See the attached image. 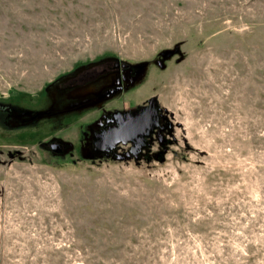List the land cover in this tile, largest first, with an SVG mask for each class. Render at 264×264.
Wrapping results in <instances>:
<instances>
[{"label":"rangeland","instance_id":"rangeland-1","mask_svg":"<svg viewBox=\"0 0 264 264\" xmlns=\"http://www.w3.org/2000/svg\"><path fill=\"white\" fill-rule=\"evenodd\" d=\"M108 58L148 65L108 107L158 97L166 143L59 155L99 111H0V264H264V0H0V110Z\"/></svg>","mask_w":264,"mask_h":264},{"label":"flooded vegetation","instance_id":"flooded-vegetation-1","mask_svg":"<svg viewBox=\"0 0 264 264\" xmlns=\"http://www.w3.org/2000/svg\"><path fill=\"white\" fill-rule=\"evenodd\" d=\"M147 65V64H146ZM132 65L116 58H108L91 65L83 66L56 80L47 89L51 96L50 108L39 113H28L22 111H0L9 112V125L19 126L35 121L39 117H57L67 112H81L96 109L99 114L87 122L82 130L78 132L79 145L64 141L57 137L50 138L44 147L52 152V145H61V154H73L76 150L82 157L89 159L97 158H134L140 159L144 155H151L156 141L164 145L166 133H171L172 125L167 118V112L159 108L157 126L153 130H145L143 137L134 143L117 144L109 147L103 144L109 137L111 131L121 130L127 118L135 116L139 111L148 105V100L138 105L126 106L118 109L116 106H109V103L123 95L132 84H136L145 73L148 65ZM32 114V115H31ZM104 145V147H103Z\"/></svg>","mask_w":264,"mask_h":264},{"label":"water","instance_id":"water-1","mask_svg":"<svg viewBox=\"0 0 264 264\" xmlns=\"http://www.w3.org/2000/svg\"><path fill=\"white\" fill-rule=\"evenodd\" d=\"M180 49L166 50L161 54L162 60L165 61L175 54H178ZM146 65V63H143ZM147 66V65H146ZM159 100L158 97L153 96L149 101L148 105L139 111L135 116L127 118L124 126L121 130L111 131L108 135V139L103 142L104 145L114 147L117 144L123 143L124 145L131 142L134 143L140 137H143L145 130H153L157 126V116L159 112ZM103 145V147H104ZM52 153L61 154V145L54 143L51 147ZM122 160L123 158H117Z\"/></svg>","mask_w":264,"mask_h":264}]
</instances>
